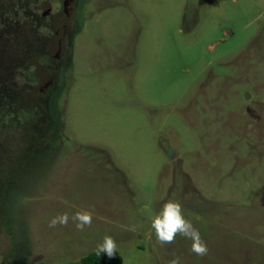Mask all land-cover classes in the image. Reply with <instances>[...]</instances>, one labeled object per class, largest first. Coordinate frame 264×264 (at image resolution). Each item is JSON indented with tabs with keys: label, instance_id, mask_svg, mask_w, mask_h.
Segmentation results:
<instances>
[{
	"label": "rangeland",
	"instance_id": "obj_1",
	"mask_svg": "<svg viewBox=\"0 0 264 264\" xmlns=\"http://www.w3.org/2000/svg\"><path fill=\"white\" fill-rule=\"evenodd\" d=\"M61 1L0 0V264L78 263L105 235L124 264H264V0ZM168 200L205 256L156 240Z\"/></svg>",
	"mask_w": 264,
	"mask_h": 264
},
{
	"label": "clouds",
	"instance_id": "obj_2",
	"mask_svg": "<svg viewBox=\"0 0 264 264\" xmlns=\"http://www.w3.org/2000/svg\"><path fill=\"white\" fill-rule=\"evenodd\" d=\"M71 220L78 231H83L86 227L92 226L93 212L86 209L78 210L71 216ZM68 221L69 214L64 212L52 217L48 226L50 228H55L57 225L67 226ZM151 228L155 233L156 240L161 245L174 244L177 235H180L192 241L190 251L195 255L203 257L208 253L207 243L201 237L192 220L185 218L182 204L177 200H168L164 203L159 213L152 217ZM129 230L135 231L136 226H131ZM116 252V240L110 235H105L103 242L98 244L95 249L97 257L106 254L108 258H112ZM170 264H180L179 258L171 260Z\"/></svg>",
	"mask_w": 264,
	"mask_h": 264
},
{
	"label": "flooded vegetation",
	"instance_id": "obj_3",
	"mask_svg": "<svg viewBox=\"0 0 264 264\" xmlns=\"http://www.w3.org/2000/svg\"><path fill=\"white\" fill-rule=\"evenodd\" d=\"M18 1V3H20V5H25L27 2H31V1H33V0H17ZM34 1H36V0H34ZM83 1L84 0H62L61 2H62V8L63 9H61L62 11H60V12H57V13H65V12H67L69 15L71 14H73V15H75L76 13H77V10H79V8L81 7V5H82V3H83ZM37 3V2H36ZM38 6V3H37V5H36V7ZM15 7V6H14ZM49 10H48V12H46L45 14H43L42 15V13H41V15H38V16H45V17H52L53 15H55L54 14V12H53V7H52V4L50 3L49 4ZM24 10V12H25V8L23 9ZM26 17L24 16L23 17V19H20L19 20V22H16L15 24H16V26L20 29V30H22L23 29V27L25 28L26 27ZM58 76V75H57ZM57 76H56V74L55 73H53V75L51 76V85L52 84H54L55 83V81H56V79H58L57 78ZM58 81V80H57ZM58 83V82H57Z\"/></svg>",
	"mask_w": 264,
	"mask_h": 264
},
{
	"label": "trees",
	"instance_id": "obj_4",
	"mask_svg": "<svg viewBox=\"0 0 264 264\" xmlns=\"http://www.w3.org/2000/svg\"><path fill=\"white\" fill-rule=\"evenodd\" d=\"M30 264V263H24ZM45 264V263H40ZM71 264H124L122 257L118 252L112 258H108L106 254H101V256L97 257L95 252L91 253L90 255L84 257L78 263H71Z\"/></svg>",
	"mask_w": 264,
	"mask_h": 264
}]
</instances>
